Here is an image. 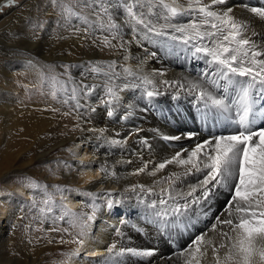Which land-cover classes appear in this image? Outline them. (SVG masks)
Masks as SVG:
<instances>
[{"label":"snow or ice","instance_id":"1","mask_svg":"<svg viewBox=\"0 0 264 264\" xmlns=\"http://www.w3.org/2000/svg\"><path fill=\"white\" fill-rule=\"evenodd\" d=\"M6 2L7 6H12L18 0ZM51 4L60 8L65 23L80 39H90L99 32V40L104 47L116 48L112 41L120 39L119 47L124 49L126 44L123 43L121 30L128 27L137 44L148 41L169 50L179 48L204 61L205 67L195 80L161 83L177 89L174 99L181 90L193 97V107L199 114L194 113L193 119L207 122L209 118H222L235 124L237 130L234 134L213 136L196 143L195 147L176 151L151 170H148L150 161L145 162L132 174L146 172L156 177L169 166H175L177 170L154 179L151 185L135 184L126 191L136 194L146 214L152 217V223L165 228L181 223L186 229L195 228L201 215L211 213L219 194L226 191L229 199L212 226L213 231L217 225L222 226L217 233L219 243L208 241L215 264H264V39L253 38L258 33L252 30L251 23L255 18L264 21V7L245 4L244 8L252 15L248 19H240L234 15L232 7H227L226 0H51ZM2 8L0 6V10ZM120 15L123 20L118 22ZM184 18L187 22L181 23ZM43 27V23L33 25V39H39L38 31ZM27 64L34 66L31 59L27 60ZM62 67L63 72L46 79L53 88V96L62 93L67 97L64 103L75 101L76 108L82 106L81 99H87L103 86L105 92L100 103L108 107L107 115L112 116L115 105L121 101L119 92L140 86L128 82L117 84L116 81L121 78L127 81L128 77H135L141 84L152 86L151 90L144 89V95L149 100L161 95L155 82L147 76L139 77L133 69L124 65L120 66L122 71H117L116 61L89 62L79 79L69 71L75 65ZM44 79L42 77V83ZM101 79L103 85L97 82ZM185 135L191 139L198 133ZM162 139L180 140L181 136L165 135ZM108 143L123 147L126 139L113 138ZM191 178L196 183H189ZM87 195L96 196L91 192ZM41 203L40 213L53 211L54 203L50 195ZM120 203L119 199L107 200L109 208ZM36 206L34 201L33 207ZM68 214L66 209L60 219ZM93 219L94 215H89L79 225L80 237L86 234L88 222ZM223 226H227V230ZM73 242L83 245L84 240ZM61 243L66 242L61 240ZM204 244L203 235L196 237L193 245L189 246V255L193 259L197 254L202 256L201 247ZM193 246L195 250L191 251ZM220 250H223L222 256ZM204 251H207L206 247ZM106 253L116 258H150L156 254V249L117 248L116 244H112ZM196 264H199L198 259Z\"/></svg>","mask_w":264,"mask_h":264},{"label":"bare ground","instance_id":"2","mask_svg":"<svg viewBox=\"0 0 264 264\" xmlns=\"http://www.w3.org/2000/svg\"><path fill=\"white\" fill-rule=\"evenodd\" d=\"M4 1L6 0H0V2ZM226 4L227 7L233 8L236 17L248 19L252 14L244 8V5L247 4L249 7H264V0H226ZM56 14L57 12L53 10L46 11L44 17L45 23L51 25V18L53 19ZM122 20L123 16L120 15L118 17V22ZM180 22L186 23L187 18L182 19ZM251 23L252 30L258 33V36L253 38L258 40L264 39V21L255 18ZM39 31H41V29ZM121 31L123 43L126 44V48L121 49L119 47L121 43L120 39L113 40L112 43L117 45V47L111 49L112 54L108 56L109 58L102 52H99L98 48L86 49L87 51L85 50L81 57L67 58L69 55L62 56L61 54H56L57 59L63 60L66 65L76 66L69 70L76 79L80 78V73L84 70V67L88 65L87 63L105 62V60L108 59V61L117 62V71H122L120 66L124 65L133 69V71L137 73V76H147L152 79L155 82L156 88L161 92V95L152 98L150 101L144 95V89L147 87L148 90H151L152 86L141 84V81L135 77H128L127 81L121 78L116 81L117 84L122 85L124 82H128L140 86L130 87L119 92L121 101L119 104L115 105V112L112 116L107 115L108 107L106 105L96 103V99L97 101L99 100L98 91L101 88L87 99H81L85 112L90 115L88 119L81 117L80 125L85 129L90 128L91 132L72 138V141L76 143V145L73 146V163H75L74 165H76V168H83V170H81L79 175L74 176V178L70 180L71 189L63 198V201L70 210L79 212L84 209L83 201L85 199L81 190L90 189L97 197L100 196L103 199L113 200L119 199L121 203L114 205L112 208L104 206L99 209L96 219L91 223V226L86 230V234L81 238L84 240L83 245L78 242H73L78 241L77 232H80V227L79 231L77 230L76 233L64 234L66 236L62 239L65 240L66 243L64 247L67 248L64 250H69L68 248L71 244H76L74 252L65 260L64 264H188L189 260H191V264H196V259L199 260V264H215L212 247L208 246V241L211 240L216 244L219 243L217 233L222 226L217 225L215 231H213L212 226L216 223V217L223 213L225 205L227 204L229 195L226 191L219 194L211 213L207 216L201 215L199 217V220L196 221L198 224L195 228L189 227L186 229L184 225H181L179 229L185 231L188 236L179 245L177 244L176 247L169 246L162 236V233L160 235L157 229H154L145 222V219L151 218V216L146 214L144 205L137 201L136 194L131 191H126L131 185L135 184L151 185L154 179H159L160 176L177 170L175 166H169L156 177L149 176L146 172L133 175L132 173L136 169L143 167L145 162L150 161L148 170H151L163 159L174 155L176 151L183 148L190 149L195 147L196 143L211 138L199 133L195 125H193V127L179 129L176 127L175 123L174 128L172 124L166 123L165 121L161 122L154 115L156 114L155 112L159 115L158 108L156 107L153 110L151 109L152 107H148L150 104L147 103H153L154 100L168 102L174 99L173 97L176 96L177 89L168 87L161 83V81L187 82L195 80L205 67V63L203 60L199 59L197 62L199 65L195 66L193 64L195 71L190 68V70H186L184 66L190 64L189 60L191 58L188 57V55L191 54L190 52H185L176 48L171 49V52L168 53V48L148 41L137 44L128 27H123ZM57 32L58 30L56 33ZM15 35L18 36L19 34ZM53 35V31L46 32L41 39L31 38L30 44L44 47L47 43L50 44L52 41H55L53 40ZM70 40H72V38ZM76 40L75 38L73 39L75 42ZM21 49L17 48L15 52L3 55L8 57L22 56L23 58L29 59L27 55H24L25 53H23ZM181 53L186 56V62L184 63L179 62L181 59H179V61L175 59V54L179 55ZM125 56L128 57L127 60L124 59ZM54 65L56 64L54 63ZM58 69V74L64 71L62 65ZM157 73H163V75H158ZM1 74L5 78L12 76L7 66L2 68ZM31 74L32 76H39L37 68H34ZM97 82L103 85L102 79ZM174 100H190V103H194L193 97L182 90L179 96ZM93 108L96 110L92 111ZM174 117L175 119L177 118L176 116ZM189 132L198 133V136L189 139L185 135ZM165 135L181 136V139L166 141L162 139V136ZM113 138L120 140L126 139V143L123 147L112 146L108 141ZM49 155L50 152H45L44 154V156ZM102 169L106 171H102ZM113 173H115V175H113ZM5 175H7V172L1 177ZM3 182L5 181L1 182L0 189L1 241H4L3 239L5 238L8 227L12 220L15 219L16 215L13 211L12 195L9 193V189L7 188L8 185ZM189 183L194 184L196 180L191 178L189 179ZM18 193L25 194L23 188H21ZM109 193H111V196H109ZM136 207H138L140 211H136ZM119 212L122 214L119 215ZM125 217L126 223L121 226L122 221L125 220H123V218ZM223 227L224 230H227V226ZM160 228L165 229L163 225H160ZM117 229H119V231H117ZM138 229H143L144 235H140L137 232ZM201 235L204 236L205 241V244L201 247V252H204V254L202 256L197 254V257L193 259L189 255V246L193 245V241L196 240V237ZM112 244H116L117 248L131 247L136 249H156V254L150 258L128 256L116 258L106 253V249ZM205 247L207 248L206 252L204 251ZM77 249H79V251L74 255L73 253H75ZM194 250L195 247L193 246L191 251ZM181 252L184 254L181 255ZM96 253H101L103 255H96ZM220 255H223V250H220ZM11 260H13V258L2 257L1 251V264H8ZM14 260V264H38L37 260H33L31 263L19 259ZM19 261L23 262L20 263Z\"/></svg>","mask_w":264,"mask_h":264},{"label":"rangeland","instance_id":"3","mask_svg":"<svg viewBox=\"0 0 264 264\" xmlns=\"http://www.w3.org/2000/svg\"><path fill=\"white\" fill-rule=\"evenodd\" d=\"M0 6H3L0 10V189L1 182L5 181L3 183L8 185L7 188L12 195L13 211L16 214L8 227L4 241H1L0 236V264L1 251L2 257L13 258L8 264H14V259L29 263L37 260L38 264H64L74 252L76 244L73 243L69 246V250H64L67 248L64 247L65 243H61L62 238L67 233L73 234L79 231V225L87 219V216L94 215V219L88 222L90 227L99 209L108 207V199L100 196L90 197L87 193H92V190L84 189L81 190L85 196L83 210L74 212L64 203L63 198L71 189L70 180L83 170L76 168L73 163V146L76 143L72 138L91 132L90 128L85 129L80 125V118L88 119L90 114L84 110L83 99L80 100L82 106L76 108L75 101L69 100L68 103H64L67 97L62 93L53 96V88L46 78L57 75L58 68L66 65L63 60L57 59L56 54L69 55L67 58L81 57L86 49L98 48L99 52L108 57L112 54V48L104 47L100 43L99 32L87 40L74 35L73 29L61 16L60 8H54L51 0H18V3L12 6H7V2L4 1L0 2ZM48 10L57 12L54 18H51V25L44 21ZM37 23L44 24L41 31H38L39 39L46 32L53 31V40L56 42L47 43L44 47L31 45L33 25ZM78 26L82 27V25ZM74 38L77 39L76 42L73 41ZM93 40H96V43H93ZM17 48H22L21 51L33 61L34 66H29L27 64L29 59L22 56H4L15 52ZM170 52L168 49V53ZM175 55V59L178 61L181 59L179 62H186L183 53ZM188 57L191 58L190 64L185 65L184 69L195 71L193 66L199 65L197 63L199 59L192 58L191 54ZM107 61L108 59L105 60ZM5 66L12 76L5 78L1 74ZM34 68H37L38 78L31 74ZM42 77L45 78L43 83ZM104 92L102 86L98 91L99 100L96 99V103H100ZM147 103L153 110L158 108L159 115L157 112L154 115L161 122L172 124L174 128L175 125L179 129L195 125L198 132L207 137L234 134L237 130L235 124L222 118H209L207 122L193 119L196 109L190 100L172 99L168 102L154 100L153 103ZM174 116L177 118L175 119ZM45 152H50V155L44 156ZM6 172L7 175L1 177ZM21 188L25 194L18 193ZM48 195L52 197L54 203L53 211L42 214L39 212V207L43 206L41 202ZM34 201L36 207H33ZM66 209L69 214L64 219H60ZM136 211L140 209L136 207ZM120 214L122 213L119 212ZM151 218L145 219V222L157 229L160 235L162 233L166 243L171 247H176L188 236L185 231L179 229L183 225L181 223L162 229L160 225L152 223ZM123 220L126 221V217ZM137 232L144 235L143 231L137 230ZM77 236L78 240L82 238L78 232Z\"/></svg>","mask_w":264,"mask_h":264}]
</instances>
